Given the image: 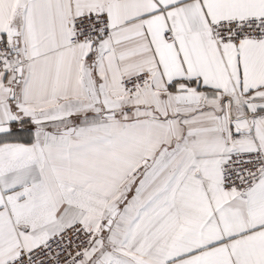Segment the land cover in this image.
Masks as SVG:
<instances>
[{
    "label": "snow or ice",
    "instance_id": "snow-or-ice-1",
    "mask_svg": "<svg viewBox=\"0 0 264 264\" xmlns=\"http://www.w3.org/2000/svg\"><path fill=\"white\" fill-rule=\"evenodd\" d=\"M0 264H264V0H0Z\"/></svg>",
    "mask_w": 264,
    "mask_h": 264
}]
</instances>
